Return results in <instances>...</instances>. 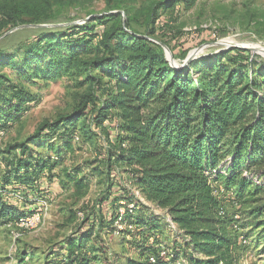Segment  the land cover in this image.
Masks as SVG:
<instances>
[{"label":"trees","instance_id":"obj_1","mask_svg":"<svg viewBox=\"0 0 264 264\" xmlns=\"http://www.w3.org/2000/svg\"><path fill=\"white\" fill-rule=\"evenodd\" d=\"M197 1L182 0L183 8ZM163 4L146 11L143 34L132 28L127 14L106 13L56 32L44 30L17 57L0 50V66L17 69L28 83L82 75L79 84L89 87L71 113L42 120L26 139L0 147V222L14 223L30 211L5 200L4 192L36 194L42 175L49 183L57 179L61 188H73L77 197L85 196L90 180L80 167L55 168L73 153L75 136L90 133L87 123L103 130L114 123L115 137L107 141L101 167L106 170L100 172L102 188L78 229L65 239V253H49L46 264H108L103 235H114L119 208L133 230L117 235L136 254L127 257L130 264H143L165 241L164 230L170 234L164 215L150 211L146 203L166 211L176 224L172 259L182 256L187 264H231L235 231L245 229L246 219L264 235V62L248 49L233 47L186 65L171 64L162 48L165 42L154 36ZM58 16L52 0H0V35ZM6 81L0 74L3 134L32 100L20 85L5 88ZM98 86L103 87L101 96L95 93ZM31 144L45 146L46 154ZM214 184L222 189L219 196L212 194ZM21 201L26 202L23 196ZM227 204L234 213L229 214ZM241 236L248 238L244 232Z\"/></svg>","mask_w":264,"mask_h":264},{"label":"rangeland","instance_id":"obj_2","mask_svg":"<svg viewBox=\"0 0 264 264\" xmlns=\"http://www.w3.org/2000/svg\"><path fill=\"white\" fill-rule=\"evenodd\" d=\"M172 1L174 3L171 7H165ZM52 2L57 6L59 14L54 21L23 24L8 29L0 35V50L15 53L17 57L22 46L44 30L56 32L57 27L80 24L92 15L106 13L120 12L123 18L127 14L131 18L132 28L143 34L146 25L144 14L153 4L164 2L157 11L154 36L165 42L166 45H162V48L171 64L184 65L187 58L188 64L201 55L233 48L234 45L252 51L257 55V60L264 62V0H198L190 9L183 8L182 0H52ZM0 74L7 80L5 88L12 87L13 84L20 85L32 98L19 120L0 136V147L26 139L42 120H54L59 114L71 113L80 96L89 88L87 84H79L82 75L62 76L54 81L36 79L28 83L20 79L17 69L11 68L10 65H1ZM106 80L103 78L102 82ZM102 88L98 86L95 93L101 96ZM10 91L11 89L5 90L7 96H10ZM88 121H92L91 117ZM91 125V122L87 123V130H90V133L81 131L78 142L72 143L73 153L55 168V171L59 172L62 167L65 169L80 167L81 172L87 174L90 180L88 193L83 197H77L73 188H61L57 179L49 183L43 175L38 179V194L26 192L25 195L23 191L17 192V196H23L26 202L14 201V204L23 211L30 210L29 213L40 210L42 218L36 228L22 230L20 237L15 240L11 234L14 225L9 226L8 222H0V264H21L24 256L26 258L22 264H46L44 257L49 253L58 250L65 253V239L78 229L82 216L86 213V207L91 205L102 188L101 180L104 173L100 172L106 170L101 167L105 165L107 141L115 137L114 123L107 124L104 130ZM30 146L43 155L47 152L45 146L32 144ZM43 203L46 207H41ZM146 204L150 211L165 215L166 211ZM98 206L95 205V208ZM226 206L229 214L235 212L234 207L228 204ZM238 213L243 216L242 211L238 210ZM244 224H246L244 230L241 228L235 231L237 242L232 248L231 264H264V235L261 233L263 229L255 228V224L247 222V219ZM243 232L247 234V239L241 236ZM174 238L175 234H167L164 230L161 240L171 245ZM103 239L107 246L108 264H130L127 257L135 258V252L124 246L119 235H103Z\"/></svg>","mask_w":264,"mask_h":264},{"label":"built area","instance_id":"obj_3","mask_svg":"<svg viewBox=\"0 0 264 264\" xmlns=\"http://www.w3.org/2000/svg\"><path fill=\"white\" fill-rule=\"evenodd\" d=\"M105 124H107V122H104ZM3 135V132L0 131V136ZM79 137L75 136L74 141L78 142ZM1 191V189H0ZM134 195L136 197H138L140 199V201H143V199L140 197L139 193L137 190H134ZM222 192V189L220 188V186H218L217 184H214L212 186V194L215 196H219L220 193ZM4 198L5 200L14 203V201L19 200V197L17 196V193L14 192H7L5 194L4 192ZM41 207H46V204L43 203V206ZM133 204L129 203L127 205V209L131 210L133 208ZM42 210V209H41ZM124 213V209L123 208H119L118 209V215L117 218L113 224L114 226V232L113 234H119V231L126 229L129 231L133 230V224L128 223V222H123L121 216ZM220 213H222V210L220 211ZM41 211L40 210H35L23 217H21L20 219H18L17 221H15L14 223L8 222L7 224L10 225H14V229H12V237L13 240L17 239L20 237L21 231L22 230H31L36 228L39 223L41 222ZM164 222H165V226H166V231L168 233H170V235L175 234L178 232L177 226L176 224L172 221V219L165 214L163 216ZM173 251L174 248L172 246V244H167L166 241H161L159 242L156 246H155V252L154 253H149L145 256L144 262L143 264H187V261L182 257H178L177 259L173 260Z\"/></svg>","mask_w":264,"mask_h":264},{"label":"water","instance_id":"obj_4","mask_svg":"<svg viewBox=\"0 0 264 264\" xmlns=\"http://www.w3.org/2000/svg\"><path fill=\"white\" fill-rule=\"evenodd\" d=\"M234 47H237V45H234ZM251 50H253V49H251ZM187 61H188V58L186 59V62H185V64L187 63ZM185 64H184V65H185Z\"/></svg>","mask_w":264,"mask_h":264}]
</instances>
